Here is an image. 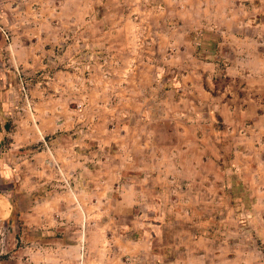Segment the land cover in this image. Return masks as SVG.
I'll use <instances>...</instances> for the list:
<instances>
[{
  "label": "crops",
  "instance_id": "1",
  "mask_svg": "<svg viewBox=\"0 0 264 264\" xmlns=\"http://www.w3.org/2000/svg\"><path fill=\"white\" fill-rule=\"evenodd\" d=\"M153 1L154 37H11L9 62L27 72L58 46L77 56L80 41L107 58L85 80L60 69L36 83L33 104L52 107L33 112L39 142L54 141L45 162L94 167L100 199L114 202L106 264L150 262L165 247L174 256L155 264H264V0ZM173 14L177 37H162ZM199 26L221 35L207 58L209 43L185 36Z\"/></svg>",
  "mask_w": 264,
  "mask_h": 264
},
{
  "label": "rangeland",
  "instance_id": "2",
  "mask_svg": "<svg viewBox=\"0 0 264 264\" xmlns=\"http://www.w3.org/2000/svg\"><path fill=\"white\" fill-rule=\"evenodd\" d=\"M83 3L86 4L83 9L74 7ZM152 5L157 7L158 3L153 0H0V264H106L115 254L110 246L114 227L107 233L109 223L103 216L114 211V202L104 203L100 199L103 187L94 182L91 174L94 167L90 172L47 164L44 151L54 141L48 136L46 143L39 142L41 133L33 116L34 111L49 112L52 108L33 104L39 98L35 90L37 82L47 85L53 72L60 69H69L79 81L85 80L83 74L89 75L94 61L105 62L107 58L80 41L82 50L77 56H65L58 46L38 59L45 66L27 72L22 63L14 68L9 62L6 48L11 37H154L151 25L161 18ZM172 8L170 5L171 11ZM171 17L169 32L162 37H177V29L181 27L177 16ZM244 32L255 36L256 29L250 25ZM185 36L201 37L209 43L204 52L206 58L208 53L215 54L221 37L204 26L186 27ZM228 63L222 60L219 87L229 82ZM51 125L48 118L41 129L48 130ZM108 220L111 226L115 225L114 219ZM173 236L168 234L169 241ZM160 244L161 241L157 246ZM157 252L153 261L142 259L140 264H155L162 258L169 263L176 251L165 247Z\"/></svg>",
  "mask_w": 264,
  "mask_h": 264
}]
</instances>
